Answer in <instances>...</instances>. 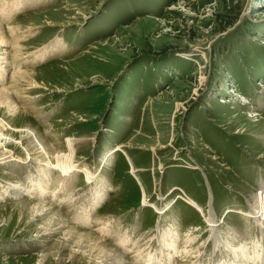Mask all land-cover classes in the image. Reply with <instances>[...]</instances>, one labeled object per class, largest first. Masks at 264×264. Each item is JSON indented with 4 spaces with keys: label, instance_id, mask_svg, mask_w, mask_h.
I'll return each mask as SVG.
<instances>
[{
    "label": "rangeland",
    "instance_id": "rangeland-1",
    "mask_svg": "<svg viewBox=\"0 0 264 264\" xmlns=\"http://www.w3.org/2000/svg\"><path fill=\"white\" fill-rule=\"evenodd\" d=\"M20 2L18 12L0 14L10 43L0 55L12 62L0 90L19 91L18 124L44 145L67 155L66 139H76L66 165H79L50 169L44 201L19 194L14 186L40 182L43 161L31 139L0 137V156L24 162L0 159V264H97L61 247L66 229L39 232L47 219L33 217L37 202L128 264H264V219L254 218L249 200L264 189V0ZM13 22L22 46L15 61ZM42 48L45 61L23 67H35L37 85L15 88L12 65ZM9 117L0 103V120ZM102 186L105 200L93 207ZM210 205L219 238L207 225ZM166 232L179 251L171 259L162 257Z\"/></svg>",
    "mask_w": 264,
    "mask_h": 264
},
{
    "label": "bare ground",
    "instance_id": "bare-ground-1",
    "mask_svg": "<svg viewBox=\"0 0 264 264\" xmlns=\"http://www.w3.org/2000/svg\"><path fill=\"white\" fill-rule=\"evenodd\" d=\"M6 1H2L4 4H2L0 7V14L3 17H5L6 15L9 16L15 11L18 12L25 5L22 2H20L22 0H12L9 2H6ZM40 1L41 0H36V2H40ZM26 2H27V0H26ZM14 23L15 22L9 24L8 27H9L10 36L13 39V41H12L13 43H11V44L14 46L15 50H18L13 57V58H15L14 59V61H15L17 58H20L19 57L20 54L18 52L22 46L19 45V43H21V40L20 39L18 40V38L16 37V35L18 33H20V32H18L19 29H17L15 27V26H17V23H15V24ZM2 27H0V48L5 47L4 44H8V45L10 44L8 41L9 38L6 35H5L6 38L4 36H1V35H3V32H4ZM24 39H26V37H24ZM44 48L28 55L25 58L21 57L22 59L25 60L23 65H16V66L12 65L13 67H11V68H13V73H12L11 78L14 81L15 85H13V86L15 88L16 87L18 88L19 84L24 85L25 83H26V85L29 84L32 87L34 85L35 86L37 85V82L35 80H33V78H32V75H33V77H36V75L33 74L36 72L35 67L29 71L23 70V67L26 66L28 63H31V64H33V66H35L36 65L35 63H40V62L45 61V59L48 57L49 51L45 52ZM58 52L59 53L64 52V51H62L61 46H59ZM9 57L10 56L8 53H1V55H0V83L5 81L6 76L8 74V71L10 70L9 66L11 65L12 62L11 63L9 62ZM12 91L10 89H7V88L4 90L1 89L0 90V103H2L4 107L9 109V114H10V117H9L10 120L9 121L12 122L13 124H16V123L18 124L21 122V119H22V117H24V114H22L21 111H19L17 104H15V102H14V99L16 97H19L18 96L19 91H16L15 92L16 94ZM13 94H15L16 96L14 97ZM243 102L245 103L244 106H247L250 104L249 100L246 97H244ZM252 114H253L252 118L259 117L255 113H252ZM10 122L0 120V137H4L7 140V139L13 138V136L16 137V135H17L18 140L19 139H22V140L23 139H28V140L31 139V144L34 146V148L37 149V151H39L38 154L42 158L41 161H43L42 165L44 166V169L40 170L42 173V175H41L42 178L40 179L39 183H38V180L36 178H32V180H30V186H29L30 188H18L19 186H14V185L13 186H14V188L18 189L17 191H19V194L20 193L22 195L25 193L31 194L33 197L35 196V198H37L41 201H44V199L47 197L46 187L48 185V182L51 181L50 180V174H49L50 169H52V168L59 169L60 173H64L68 169H73L76 165H79V164L66 165V162L74 163L75 154H76V147H75L76 139H73V138L66 139V143H67L66 148L68 151V154L66 155V154H63V153H60V152L54 150L55 147L53 145L50 147L44 145L42 142H40V140L36 136L38 134L35 135L34 132L31 131L29 128L19 126V124H18V126H15V125H12ZM8 133L10 134V136ZM2 139L3 138H0V140H2ZM0 153L3 154L2 151H0ZM113 153L109 152V153L105 154L103 156V158L101 159V161H100V166L102 167L101 173L103 172L104 169H106L108 167ZM0 157H2V158H0L2 161L10 159L13 161H19L21 163H24L22 161V159L18 160V159H14V158L3 157V156H0ZM8 163L13 164L12 161L11 162L6 161V164H8ZM81 168L85 169L84 167H81ZM137 171L138 170H135V172H137ZM101 173L98 174V176L94 178V180H96V182H99V185L102 184L101 183L102 182V177H101L102 174ZM261 183H262L261 185L264 186V182H261ZM11 187L5 189V192L7 194L9 193V190ZM101 188H102V192L101 193L99 192L96 195V198H94L92 196L95 199V200H92V202H91V205L93 207H96V205L98 204L99 201H102V203H103V201L105 200L106 195H105L103 190H104V188H107V187L102 186ZM28 191H30V192H28ZM257 193L258 192H255L252 196H250L249 200L252 203V206H251L253 208V214L252 215L254 216L255 219L259 218L257 221L260 223V220H261L260 216L264 219V189H263V192H260L258 194ZM53 195L55 197V194H53ZM144 200H145V204H146L147 203L146 193L144 194ZM173 206H174V204L170 203L166 207H173ZM211 206L212 205L209 206L210 210H211ZM33 208H34V213H33L34 218L39 219V220H42L44 218L47 219L43 225L42 230L39 232H42L43 234H46V235L47 234H58L61 231L66 229L64 234H63L64 240H63V245L61 247L65 248V249H68L69 247H71L73 249V247H76V248H78L77 251L79 253H80V251H81V253H82V251H84L85 253H88L92 258L95 257L96 259H98L97 264H128V262L126 261V259L122 255H120L116 251L111 250L109 247H107V245L104 242H102L100 239L96 238L91 233L82 232V231L77 230L76 228L70 227L69 224H67L65 222V220L58 214V212H54L53 214H51L53 208H51L50 205L45 204L44 202H37V203H34ZM164 210L166 211V208H164ZM208 212H209V216L207 217V220H206L207 225H208L210 231H212L213 236L215 238H219V233L215 229V228H218L217 227V223H218L217 217L213 213L212 210L208 211ZM77 218L79 219V216ZM80 221H82V219H80ZM171 222H172L171 227L175 228L177 220H174ZM88 223H92L90 218L88 219ZM159 223L160 222H158V224ZM167 225H168V223H167ZM213 229H214V231H213ZM158 230L161 232V225L158 227ZM167 231H168V229H167ZM162 235H166L165 242H166V245H168L167 247H165L166 248L165 249L166 254L163 253L162 257L165 259L174 258L175 256H177L179 254V251H178V247H175V242L173 241L174 240L173 233L172 232H169V233L166 232V234L163 233ZM118 239H121L122 241L125 240L124 238H118ZM220 244L222 246H219V247H226V249H228L229 247L232 246L231 243H230L231 246H229L228 245L229 243H227L226 241H225V243L223 241H220ZM129 248H131V247H129ZM138 249H139V247H138ZM138 252H140V251L138 250ZM188 255H186V258ZM140 256H141V254H140ZM252 258H253V256H252ZM136 263L139 264L140 262L137 261ZM156 263L158 264L159 262L156 259L153 260V264H156Z\"/></svg>",
    "mask_w": 264,
    "mask_h": 264
},
{
    "label": "crops",
    "instance_id": "crops-1",
    "mask_svg": "<svg viewBox=\"0 0 264 264\" xmlns=\"http://www.w3.org/2000/svg\"><path fill=\"white\" fill-rule=\"evenodd\" d=\"M117 155H120V154H117ZM118 157H119V159H120L121 156H118ZM115 160H116V159H115Z\"/></svg>",
    "mask_w": 264,
    "mask_h": 264
}]
</instances>
